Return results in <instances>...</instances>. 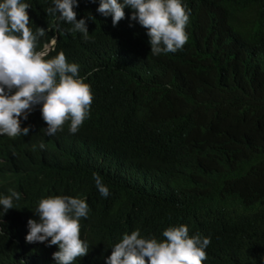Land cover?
Segmentation results:
<instances>
[{
  "label": "trees",
  "instance_id": "trees-1",
  "mask_svg": "<svg viewBox=\"0 0 264 264\" xmlns=\"http://www.w3.org/2000/svg\"><path fill=\"white\" fill-rule=\"evenodd\" d=\"M23 2L33 32L45 29L36 50L53 40L43 57L78 64L93 102L76 134L66 123L46 136L37 105L21 118L28 136H0V195L21 194L0 206V264H57L58 247L25 240L38 202L55 195L89 206V252L74 264H106L123 234L161 240L181 224L211 238L202 264H264V0H181L188 43L159 56L129 8L113 27L99 0H79L77 19L95 18L85 42L47 14L53 0Z\"/></svg>",
  "mask_w": 264,
  "mask_h": 264
},
{
  "label": "clouds",
  "instance_id": "clouds-1",
  "mask_svg": "<svg viewBox=\"0 0 264 264\" xmlns=\"http://www.w3.org/2000/svg\"><path fill=\"white\" fill-rule=\"evenodd\" d=\"M53 5L47 14L73 25L71 31L81 33L87 42V20L95 18L77 19L74 9L79 0H53ZM29 8L30 4L23 0H0V136H28L30 129L21 127V118L27 120L37 105L47 125L46 136L62 131L66 123L69 132L76 134L90 115L91 86L79 75V65L69 63L63 52L51 59L43 57L53 40L36 50L45 29L37 27L33 32L29 27ZM125 8L132 10L130 20L147 30L152 55L176 53L188 43L186 29L191 10L181 0H99L96 11L104 17L111 16L115 27L126 18ZM39 147L44 149L45 145L41 143ZM93 180L99 193L108 197L110 191L101 176L94 172ZM20 198L21 194L13 189L8 195H0L3 215ZM35 213L39 220L27 221V243L58 247L52 254L57 264H74L88 254L89 245L80 236V221L89 214L85 199L48 196L38 202ZM162 236L161 240L146 238L139 229L125 233L111 248L106 264H202L207 259L211 238L199 233L190 236L187 225L169 226Z\"/></svg>",
  "mask_w": 264,
  "mask_h": 264
}]
</instances>
